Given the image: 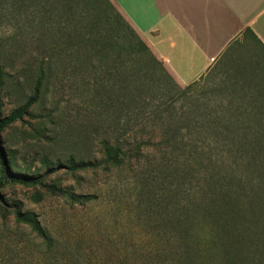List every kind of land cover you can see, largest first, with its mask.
<instances>
[{
	"label": "rangeland",
	"instance_id": "obj_1",
	"mask_svg": "<svg viewBox=\"0 0 264 264\" xmlns=\"http://www.w3.org/2000/svg\"><path fill=\"white\" fill-rule=\"evenodd\" d=\"M91 5L98 6V0H92ZM11 35L12 29H0L4 80L0 87V117L20 106L32 94L36 81V63L25 53L24 44ZM38 40L34 45L37 50L49 43L45 36ZM241 56L238 67L234 61H215L204 75L199 92L212 95L218 121L232 128L218 134L222 140H229L215 147L217 151L224 150L214 158L220 170L216 171L219 191L228 194V200L223 197L229 201H223L224 208L233 214L231 233L234 230L238 234L233 239L237 248L227 253L225 262L264 264V128L255 133L259 126L264 127V116L254 113L259 104L249 97L244 101L230 100L231 89L240 95L249 93L255 82L264 91V67L262 71L255 69L252 48ZM54 59L58 76L45 85L31 114L0 135L10 169L44 178L37 185L6 182L0 186V264H175V232L167 222L173 212L182 217L188 202L214 204L211 190L178 170L165 156L154 154L142 158L140 164L130 162L110 171L103 167L72 169L70 161L102 157L99 141L108 117L96 118L98 107L87 104L93 86H88L87 95V70L76 67L78 60L87 56L77 59L67 52H57ZM243 79L247 82L241 84ZM236 126L244 130L235 134ZM139 130L137 125L133 132ZM255 137L261 139L257 153L247 144L242 149L243 141L247 143ZM156 161L163 163L159 171ZM149 175L156 177L158 185L145 180ZM35 195H40L39 201ZM87 195L95 198L75 199ZM15 202L22 211L35 213L54 236L52 251L43 252L41 239L25 224L16 223ZM239 206L243 220H238L235 210Z\"/></svg>",
	"mask_w": 264,
	"mask_h": 264
},
{
	"label": "trees",
	"instance_id": "obj_2",
	"mask_svg": "<svg viewBox=\"0 0 264 264\" xmlns=\"http://www.w3.org/2000/svg\"><path fill=\"white\" fill-rule=\"evenodd\" d=\"M91 1L0 0V29H12V39L22 42L25 53L36 63L32 94L20 106L0 117V135L5 128L31 114L30 109L43 96L45 85L58 76L59 69L54 59L57 52H67L77 59L87 56L85 60H78V66L76 64L77 68L87 70V95L88 86H93L87 104L98 107L96 118L108 117V122L99 141L102 157L76 163L70 161L71 168L103 167L110 171L130 162L140 164V160L148 155L165 156L177 165L178 170L211 190L214 198V204L188 202L184 216L173 212L167 222L175 232L172 238L178 256L175 264H226L227 253L237 248L233 239L238 234L234 230L231 233L233 214L224 208L223 201L229 203L226 202L228 194L219 191L217 184L220 178L216 171L220 170L216 169L214 158L224 150L217 151L215 147L229 140H222L218 134L232 131L231 125L218 121L212 95L205 96L199 92L204 75L188 84L178 83L164 61L110 0H98V6L91 5ZM41 36L49 39L48 44L40 46L42 51L34 47ZM231 61L237 63V67L238 61L242 62L237 58ZM253 65L256 70H263L264 65L258 61ZM2 73L0 67V87L4 83ZM253 85L249 93L241 95L230 88V100L244 101L249 97L259 104L254 113L264 116V91L257 82ZM137 125L140 130L133 132ZM263 128L262 124L255 133L263 132ZM243 130L242 126L234 128L235 134ZM245 144L247 148L255 147L257 153L261 139L255 137L247 143L243 141L242 149ZM162 165L160 161L155 162L158 171ZM145 178L150 185H158L155 176ZM43 179L39 175L17 171L14 167L10 169L5 162L0 139V186L6 182L37 185L42 184ZM67 196L71 198L72 194ZM40 198V195H35L36 201ZM81 198L92 200L95 197L87 195L75 199ZM13 207L16 223L25 224L41 239L43 252L52 251L54 236L41 224L38 216L22 211L17 202ZM235 210L238 220H243L241 207Z\"/></svg>",
	"mask_w": 264,
	"mask_h": 264
},
{
	"label": "crops",
	"instance_id": "obj_3",
	"mask_svg": "<svg viewBox=\"0 0 264 264\" xmlns=\"http://www.w3.org/2000/svg\"><path fill=\"white\" fill-rule=\"evenodd\" d=\"M110 1L181 84L248 48L264 65V0Z\"/></svg>",
	"mask_w": 264,
	"mask_h": 264
}]
</instances>
